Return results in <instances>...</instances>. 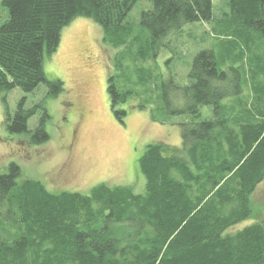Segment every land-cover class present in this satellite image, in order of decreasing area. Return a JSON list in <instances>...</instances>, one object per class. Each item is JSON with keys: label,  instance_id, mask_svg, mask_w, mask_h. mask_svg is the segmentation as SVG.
<instances>
[{"label": "trees", "instance_id": "1", "mask_svg": "<svg viewBox=\"0 0 264 264\" xmlns=\"http://www.w3.org/2000/svg\"><path fill=\"white\" fill-rule=\"evenodd\" d=\"M139 1L0 0V94L43 84L48 98L59 96L63 83L48 80L43 63L62 29L85 18L118 50L107 82L116 118L130 101L155 123L184 118L180 148L156 142L138 159L141 194L107 184L54 194L39 181L18 182L11 163L0 174V264H264V220L227 234L251 217L264 180V0H227L218 17L213 0H150L137 23L129 16ZM202 24L214 42L179 77L183 30ZM1 101L10 134L28 133L39 110L29 140H49L41 105L26 109L23 97L11 116Z\"/></svg>", "mask_w": 264, "mask_h": 264}, {"label": "rangeland", "instance_id": "2", "mask_svg": "<svg viewBox=\"0 0 264 264\" xmlns=\"http://www.w3.org/2000/svg\"><path fill=\"white\" fill-rule=\"evenodd\" d=\"M227 0H213V14L218 17L227 11ZM151 7L150 0H140L130 13V21L139 22L142 11ZM4 12L0 9V19ZM136 23V24H137ZM177 52L182 62L174 65L179 77L186 74L187 63L201 49L213 44L211 25H190L183 30ZM102 30L92 20L78 18L64 27L59 47L43 63L50 81H61L63 92L48 98V88L41 84L34 93L19 89L0 94V174L14 163L20 167L18 182L25 179L39 181L54 194L71 192L88 195L100 185L130 187L135 193L144 192L145 180L138 169V159L149 144L162 142L181 147L179 123L176 118L168 123H155L149 110L130 109V101L120 108L127 111L120 121L114 115L107 94L108 76L114 73L113 58L118 50L102 42ZM179 55V57H180ZM169 58V56L167 57ZM161 60V72L168 67ZM5 96L8 111L13 116L18 102L25 97V108L41 105L49 118L45 130L49 140L40 145L30 143V133L39 126L42 111L28 121V133L10 134L4 126ZM204 118L211 117L209 108L202 109ZM252 215L233 226V234L264 220V180L251 197Z\"/></svg>", "mask_w": 264, "mask_h": 264}]
</instances>
